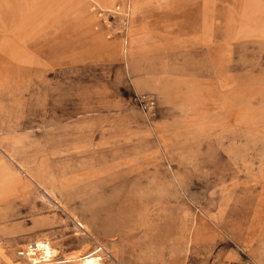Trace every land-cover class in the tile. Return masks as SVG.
I'll list each match as a JSON object with an SVG mask.
<instances>
[{"label": "rangeland", "instance_id": "rangeland-1", "mask_svg": "<svg viewBox=\"0 0 264 264\" xmlns=\"http://www.w3.org/2000/svg\"><path fill=\"white\" fill-rule=\"evenodd\" d=\"M151 1L153 17H174L175 0ZM216 14L231 16L236 38L242 30L248 40L233 43L231 89L209 94L202 108L198 98L184 104L181 84L163 96L161 85L189 77L159 73V49L100 62L88 51L81 57V41L91 46L76 35L77 59L86 63L64 68L61 35L49 49L28 52L24 62H41L38 68H21L9 54L0 66V95H7L0 98V158L11 154L36 178L55 175L46 187L62 208L11 164L26 185L0 203V264H33L26 254L36 241L56 250L49 264H78L94 251L102 264H171L176 255L186 264H254L240 243L252 234L239 227L255 226L246 206L264 186L256 178L264 161V0H216ZM103 22L124 35V14L108 12ZM136 94L155 97L152 113L139 109ZM224 103L240 109L227 128ZM83 166L87 173L78 176ZM194 215L216 231L200 249L190 241Z\"/></svg>", "mask_w": 264, "mask_h": 264}, {"label": "crops", "instance_id": "crops-1", "mask_svg": "<svg viewBox=\"0 0 264 264\" xmlns=\"http://www.w3.org/2000/svg\"><path fill=\"white\" fill-rule=\"evenodd\" d=\"M121 1L0 0V66H5L9 62V54H15L17 66L32 67L35 63V68H38L41 62H24L28 52L49 49L51 42L54 45L56 36L61 35L64 47L59 61H62L64 68H70L76 64L82 65L86 62L77 59L78 48L71 46L73 45L72 36L77 35L79 39H89L86 46H91L84 48L85 45L81 41L79 48L81 57L88 51L99 56L101 60L98 61L100 62H119L123 59L126 62L134 61L139 54L159 49L161 53L159 62L161 71L159 73L164 71L167 74L189 77L181 82L175 80L170 85H161L160 91L165 98H168L176 93V89L181 84L184 104L187 107L189 102L192 104V98H198L197 105L202 108L206 104L205 100L209 98V94H215L217 90L227 92L231 89L233 43L248 40L247 36L244 37L247 33H242L241 30L237 39L231 16L224 15L222 19H218L216 0H175L174 17L167 14V11H162L159 18L153 17L148 11V7L152 5L151 0H127L131 5L126 14L127 23L122 32L123 36L114 32L113 27L105 26L104 12L100 11L97 16L90 8V4L93 2L101 5L105 2L106 5L114 6L121 5ZM156 1L167 3L170 0ZM164 8L169 7L165 6ZM109 33L110 35H108ZM162 62L167 65L163 67ZM145 73L147 72L145 71ZM0 98H7V95H0ZM201 108L196 115L209 123L207 121L209 120L208 113ZM234 112L239 114L240 109L232 110L230 105L224 103L222 112L226 119L224 128L230 125L226 121L231 120ZM52 145L56 144L52 143ZM238 148L240 146L234 145L230 146L228 150L235 153ZM240 151L239 149V153ZM4 157L7 159L6 161L0 158V203L6 202L9 197L16 195V186L21 182L20 176L12 171V164L36 185L48 201L55 202L61 207L53 188L46 187L47 184L54 183L55 175L48 173L36 178L31 174V170L15 160L11 154H4ZM260 167L261 169H257L256 178H264V161L260 163ZM78 169V176L87 173L85 166ZM69 172L70 169L65 168L63 175L65 176ZM40 178L46 179L47 182L36 180ZM21 183L26 185L25 182ZM68 183V180L64 179L60 180L59 185L63 188ZM246 207V212L250 211L248 216L255 226H248L241 221L239 227L241 234L246 236L252 234V237L244 240L240 235V243L246 247L249 258L253 263L255 262L254 264H264V243H261L260 237L264 234V186L256 197V201L249 202ZM197 216L194 215L190 227V241L194 245L193 249H200L198 245L201 241L213 239L216 236L215 229L213 227L206 228V225H203V220ZM78 225L83 227L81 223ZM110 258L116 261L114 256L110 255ZM230 258L233 259V257ZM172 259L171 264L187 263L184 257L179 255Z\"/></svg>", "mask_w": 264, "mask_h": 264}, {"label": "bare ground", "instance_id": "bare-ground-1", "mask_svg": "<svg viewBox=\"0 0 264 264\" xmlns=\"http://www.w3.org/2000/svg\"><path fill=\"white\" fill-rule=\"evenodd\" d=\"M126 5L127 4H126L125 0H122L121 5H114V6L106 5L105 2H103V5H101L100 3L93 2L90 4V8H91V10H93L94 14L97 16L100 13V11L104 12L103 15H106L108 12L109 13H115V14H118L121 12V13H124V15L126 16V14L128 13V10H126V7H127ZM78 19H76V20H78ZM71 46H73V45H71ZM32 246H34V249H32V247L29 248L30 246H28L27 250H29V251L26 254V257L33 264H49V262L52 261V259L56 256V250L48 242L34 243ZM13 255H15V254H13ZM67 258H68V256H67ZM78 264H102V257L99 256L96 251H94V252H91V253L79 258Z\"/></svg>", "mask_w": 264, "mask_h": 264}, {"label": "built area", "instance_id": "built-area-1", "mask_svg": "<svg viewBox=\"0 0 264 264\" xmlns=\"http://www.w3.org/2000/svg\"><path fill=\"white\" fill-rule=\"evenodd\" d=\"M134 100L139 109L146 114L152 113L156 107V99L150 94H136ZM31 247L34 249V246H30L29 248Z\"/></svg>", "mask_w": 264, "mask_h": 264}]
</instances>
